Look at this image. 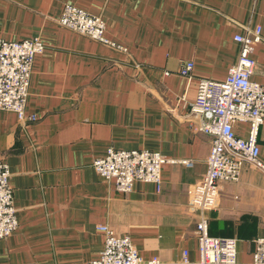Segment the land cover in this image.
<instances>
[{
    "label": "crops",
    "instance_id": "1",
    "mask_svg": "<svg viewBox=\"0 0 264 264\" xmlns=\"http://www.w3.org/2000/svg\"><path fill=\"white\" fill-rule=\"evenodd\" d=\"M65 3L99 16L104 36L124 51L61 26ZM256 25L251 79L264 82V0H0V38L44 44L25 105L36 120L0 109V160L18 223L0 239V264L90 261L103 247L99 225L128 236L145 261L183 264V250L198 260L188 188L206 171L212 138L194 130L204 121L190 109L194 80L224 79L240 48L234 35ZM182 61L193 62L194 80L179 73ZM233 126L247 136L246 123ZM257 143L264 162V123ZM109 146L193 164L166 162L159 189L137 180L121 192L92 166ZM204 214L211 236L236 239L237 264H251L254 239L264 235L262 172L244 163Z\"/></svg>",
    "mask_w": 264,
    "mask_h": 264
},
{
    "label": "built area",
    "instance_id": "2",
    "mask_svg": "<svg viewBox=\"0 0 264 264\" xmlns=\"http://www.w3.org/2000/svg\"><path fill=\"white\" fill-rule=\"evenodd\" d=\"M57 22L119 50L124 48L108 40L104 34V22L69 3L62 7ZM260 27L246 26L243 33L234 35L239 44L236 62L222 80L210 78L193 79V62L182 61L179 73L189 81H195V97L191 111L204 117L203 123L194 127L212 138L203 177L190 185V203L198 212L195 235L198 244V260L191 261L188 251L183 250V264H237V241L234 237H215L208 232L205 212L216 206L221 181H236L244 163H249L264 176V162L259 158L257 135L264 123V82L251 79L255 61L251 54L260 40ZM44 44L37 36L19 41L0 38V109L16 114L21 122L35 121L33 114H26L29 78L34 56L41 53ZM235 122L248 125L245 138L234 130ZM179 163L192 166L190 159H167L149 149H115L107 147L106 153L93 160L98 174L114 183L116 190L128 192L134 181H148L160 188V172L164 163ZM9 168L0 160V239L8 237L17 228L15 207L12 203V188L8 183ZM98 230L104 235L99 256L85 262L72 264H156L157 258L143 260L128 236L117 237L104 225ZM251 264H264V235L254 239Z\"/></svg>",
    "mask_w": 264,
    "mask_h": 264
}]
</instances>
